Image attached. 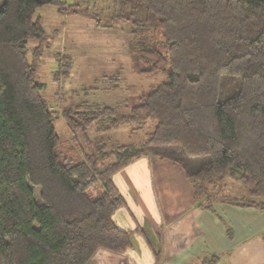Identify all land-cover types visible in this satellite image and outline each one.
Segmentation results:
<instances>
[{
    "label": "trees",
    "instance_id": "obj_1",
    "mask_svg": "<svg viewBox=\"0 0 264 264\" xmlns=\"http://www.w3.org/2000/svg\"><path fill=\"white\" fill-rule=\"evenodd\" d=\"M95 1L0 3V264H89L99 249L125 252L131 232L112 221L125 206L112 178L141 157L178 165L198 208L264 210V0H98L109 11ZM44 6L120 30L135 73L163 79L126 113L85 102L51 110L28 60L43 53L35 13ZM108 80L117 91L120 75ZM121 127L143 138L111 143ZM228 179L245 195L226 194Z\"/></svg>",
    "mask_w": 264,
    "mask_h": 264
},
{
    "label": "crops",
    "instance_id": "obj_2",
    "mask_svg": "<svg viewBox=\"0 0 264 264\" xmlns=\"http://www.w3.org/2000/svg\"><path fill=\"white\" fill-rule=\"evenodd\" d=\"M112 179L125 202L112 221L131 232V246L121 254L99 249L89 264H264V210L196 207L181 168L167 160L141 157Z\"/></svg>",
    "mask_w": 264,
    "mask_h": 264
},
{
    "label": "rangeland",
    "instance_id": "obj_3",
    "mask_svg": "<svg viewBox=\"0 0 264 264\" xmlns=\"http://www.w3.org/2000/svg\"><path fill=\"white\" fill-rule=\"evenodd\" d=\"M64 1L74 3L76 0ZM102 2L104 1H95L98 9L107 8L104 5L106 2ZM108 7L110 10L109 4ZM37 15L41 18L47 39L42 45L41 57L34 60L29 54L28 60L34 62L36 79L43 85L41 94L51 110L60 112L85 102L118 107L121 112L126 113L136 103L141 92L147 91L163 79L161 75L144 76L135 73L127 52L129 36L120 30L96 28L94 21L87 17L78 18V21L70 18L66 23L64 16L52 6L37 9L35 16ZM82 24L85 26H81ZM34 45V42H29V47ZM117 73L120 75L119 88L113 91L108 89V79L115 77ZM113 83L117 82L112 81ZM53 126L61 140L71 137L61 118H56ZM129 131L130 128L121 127L111 132L107 138L111 143L118 144L138 142L143 138V131L132 135ZM89 133L93 135L92 131ZM32 190L35 201L39 203V189ZM224 192L234 197L246 193L233 179L226 180Z\"/></svg>",
    "mask_w": 264,
    "mask_h": 264
}]
</instances>
